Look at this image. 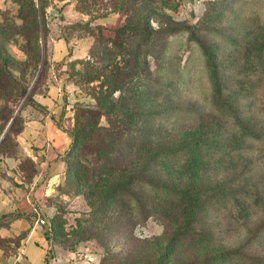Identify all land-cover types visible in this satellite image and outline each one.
<instances>
[{
  "label": "rangeland",
  "instance_id": "rangeland-1",
  "mask_svg": "<svg viewBox=\"0 0 264 264\" xmlns=\"http://www.w3.org/2000/svg\"><path fill=\"white\" fill-rule=\"evenodd\" d=\"M128 5L0 0V14L18 28L10 43L12 66L26 68L37 47L48 62L31 99L0 103V138L18 112L0 145V264H19L35 230L46 239L44 264H201L230 252L235 257L221 264H264V0H175L164 15L140 22L137 28L154 32L175 29L168 42L141 49L143 76L132 80L141 92L157 89V59L167 47L165 92H151L126 119L128 128L152 130L157 144L139 157L117 155L122 171L103 172L97 189L90 191L78 176L79 163L93 167L91 148L101 134L88 144L74 141L76 110L105 100L99 81L82 83L80 63L92 52L104 54L91 29H118L129 21ZM37 6L44 8L45 35L31 30L32 19L42 18L35 16ZM25 74L32 88L37 72L29 67ZM177 107L189 116H174ZM102 113L98 126L105 129L109 119ZM34 122H51L70 138L69 150L57 155L50 141L44 148L31 142L25 132ZM177 139L199 147H190L184 163L173 158L147 165L158 147ZM122 147L104 153L116 155ZM139 173L160 187H139L136 179L130 186ZM114 186L120 198L111 194ZM169 187L181 196L178 202L165 198L162 189ZM127 193L137 201L133 208Z\"/></svg>",
  "mask_w": 264,
  "mask_h": 264
},
{
  "label": "trees",
  "instance_id": "trees-1",
  "mask_svg": "<svg viewBox=\"0 0 264 264\" xmlns=\"http://www.w3.org/2000/svg\"><path fill=\"white\" fill-rule=\"evenodd\" d=\"M39 1L40 3L42 2V0ZM174 1L175 0H170V2L165 0H127L129 5L125 9L124 15L130 22L127 21L118 29H113L114 31L116 30L114 37L110 36L114 33V31H111L108 27H95L94 29H91L94 35V44L99 43L100 47L103 45L104 54L97 55V53L92 52L86 60L80 63L84 68L82 83L86 84L99 81L101 85L100 88L104 91L102 94L104 93L105 100L102 102L100 101L101 97H99L97 98L96 105L93 107H79L76 110V132L75 134L69 133V136L72 137L74 141L83 140L86 144L93 139V136H99L101 134V137L95 141L96 145H92L93 147L91 148L94 154L93 167L88 168L89 164L86 161V163L81 162L79 163L77 173L78 176L81 177V180L88 185H91L89 188L90 191L93 188H98V184L100 182L98 179L102 177L99 175L103 174V172L107 170H110V172L122 171L121 167H123L125 163L118 162V158L116 157L117 155H122L125 158L130 156L139 157L138 154H141L144 150H146V148H154L157 144L156 141L158 139L150 134V131L152 130L144 129L142 131H137L135 129L128 128L126 127V119L128 117V111L130 112L132 108L139 105V101L148 97L151 92H165L166 90L163 81V76L165 74L163 73L167 74V71L169 70L163 65V61L165 57L169 56L167 47L165 48V52L163 49L164 54H161V56L157 59L158 64L160 65L159 70L161 72L158 76V82L156 83L157 89L148 88L141 92L139 87H137L135 83H132V80L139 79L143 76L138 75V66L140 64V59L138 61V57L141 56V49L156 48L161 45V43L166 41L168 42V39L175 35V29L164 33L161 31H150V26H145V29L137 27L140 26V22L152 20L155 18V15H164L167 10L172 9ZM33 10L35 12V16L36 14H39L42 18L39 21L36 19L34 20V18L32 19L31 30L36 31L37 33L44 32L45 35L44 27L46 21L44 18V8L42 6H37ZM133 21H136L135 26L131 23ZM8 22L10 21L0 14V103H3L2 106L8 105L15 100L18 101L24 98L26 100L31 99L32 91L40 83L45 68L48 66L47 59L41 47H37V54L34 55L26 68H14L12 66L13 62L9 57L10 43L14 41L18 28ZM96 32L98 34H96ZM154 53L155 52H152L151 54L154 56ZM29 67H33L35 74L36 72L37 74L39 73L38 76L36 74L33 79L32 88H30V83L28 84L26 82L25 72ZM69 76L71 77V75ZM146 79L150 82V79ZM117 93L119 96L115 99L114 96ZM147 100H149V98ZM188 111V109H180L177 107L173 115L185 118L189 116ZM102 112H104L109 119L108 127L105 129L98 126V118L103 115ZM16 117L17 116L14 117L13 123L7 134L13 129V126L16 123ZM123 119H125V121ZM160 130H162V125ZM133 136H135V138H133ZM177 141H179V143L173 142L170 144L171 147H158V150L146 159L147 165L152 164L153 166L158 162L167 160L172 161L173 158L176 160L181 159L179 162L184 163L186 158L189 157L188 150L190 147H199V143L197 142L192 144L187 140L181 141V139H177ZM159 142L161 143L160 140ZM120 143L123 144V147L115 151L116 155L108 156V154L104 153L110 149L113 150L112 147L115 146V144L118 145ZM135 146L136 149L133 151ZM89 154L92 155L90 151ZM100 154H103V156L100 157ZM117 166H120V168ZM146 169L143 171V174L147 171ZM143 174L139 173V175L131 176L130 186L133 180L136 179L139 183V187L142 186L150 188L154 191L156 187H160L159 185L149 181L148 176L146 174L144 176ZM128 185L129 182H127L126 186ZM111 190V194L116 195V198L121 197L120 193H116L119 192V189H116V186H114ZM162 190L164 191V194L166 195L165 198L167 200L177 201L181 198L175 188L169 187ZM184 193H187L186 190L182 191V194ZM125 197H128L127 199L131 202L130 206L133 208L132 204L137 202L136 199L132 198L133 196L131 193H127ZM173 201L168 202V204L174 203ZM125 212L130 215V210H126ZM234 254L236 253L230 252L221 253V255L216 257L209 256L204 258L201 264H221L223 260L225 261L227 259L230 260L234 258ZM240 258L244 259L245 262H252L251 259L244 255ZM254 261H259L261 264L263 262L260 259H256ZM154 264H161L160 259L156 260ZM188 264H198V262H190Z\"/></svg>",
  "mask_w": 264,
  "mask_h": 264
},
{
  "label": "crops",
  "instance_id": "crops-1",
  "mask_svg": "<svg viewBox=\"0 0 264 264\" xmlns=\"http://www.w3.org/2000/svg\"><path fill=\"white\" fill-rule=\"evenodd\" d=\"M25 135L31 142L38 143L40 148H44L46 142H51V148L55 154L63 155L69 150L71 141L70 138L57 130L51 122H37L32 123L26 129ZM48 145H50L48 143ZM33 241L30 237L28 243L24 246L23 257L19 264H44L45 262V243L46 239L35 230ZM34 234V233H33Z\"/></svg>",
  "mask_w": 264,
  "mask_h": 264
},
{
  "label": "water",
  "instance_id": "water-1",
  "mask_svg": "<svg viewBox=\"0 0 264 264\" xmlns=\"http://www.w3.org/2000/svg\"><path fill=\"white\" fill-rule=\"evenodd\" d=\"M38 5H39V3H38ZM41 67H42V65H41ZM40 69H41V68H40ZM39 72H40V71H39ZM38 74H39V73H38ZM38 74H37V76H38ZM17 114H18V112H17ZM17 114H16V116H17ZM13 120H14V118L11 120V122L9 123V125H8V127L6 128L5 132H4L3 135L1 136V138H0V144H1V142L3 141L4 137L6 136V134H7L8 130H9L10 126L12 125Z\"/></svg>",
  "mask_w": 264,
  "mask_h": 264
},
{
  "label": "built area",
  "instance_id": "built-area-1",
  "mask_svg": "<svg viewBox=\"0 0 264 264\" xmlns=\"http://www.w3.org/2000/svg\"><path fill=\"white\" fill-rule=\"evenodd\" d=\"M39 223H40L41 225H45V224H46L45 220H44V219H40V218H39Z\"/></svg>",
  "mask_w": 264,
  "mask_h": 264
}]
</instances>
